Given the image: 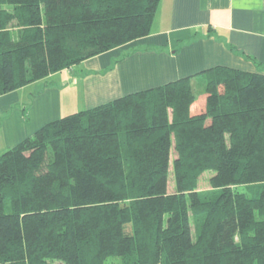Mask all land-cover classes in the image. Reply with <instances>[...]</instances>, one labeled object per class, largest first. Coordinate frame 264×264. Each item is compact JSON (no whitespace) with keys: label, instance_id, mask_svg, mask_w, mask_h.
<instances>
[{"label":"trees","instance_id":"obj_1","mask_svg":"<svg viewBox=\"0 0 264 264\" xmlns=\"http://www.w3.org/2000/svg\"><path fill=\"white\" fill-rule=\"evenodd\" d=\"M161 1L0 0V97L149 36ZM113 260L264 264L263 74L217 66L65 115L0 156V264Z\"/></svg>","mask_w":264,"mask_h":264},{"label":"crops","instance_id":"obj_2","mask_svg":"<svg viewBox=\"0 0 264 264\" xmlns=\"http://www.w3.org/2000/svg\"><path fill=\"white\" fill-rule=\"evenodd\" d=\"M217 66L264 75V0H162L149 36L1 96L0 156L65 115Z\"/></svg>","mask_w":264,"mask_h":264},{"label":"rangeland","instance_id":"obj_3","mask_svg":"<svg viewBox=\"0 0 264 264\" xmlns=\"http://www.w3.org/2000/svg\"><path fill=\"white\" fill-rule=\"evenodd\" d=\"M51 82V81H50ZM44 85V84H43ZM194 86H195V93L198 96V101L201 98H205V88H206V79L203 76H198L194 79ZM39 87H37L35 90L37 91ZM29 93H31L30 97L33 96V94H35L33 92V88L30 89H26L25 91L22 92V94L24 95H28ZM214 175L213 171H207L205 172L201 177H200V189H201V194H202V198H209L213 195V191L211 190L210 187V178ZM173 185V184H172ZM240 191L242 192H247L249 194V196L253 197L254 196V191L253 189H249L246 187H240ZM193 221V233L195 234L197 231V226L199 225V219H196L195 217H192ZM109 263V262H108ZM52 264H56V262L52 263ZM112 264H119L118 260H113Z\"/></svg>","mask_w":264,"mask_h":264}]
</instances>
